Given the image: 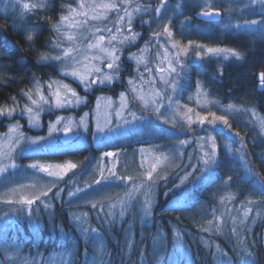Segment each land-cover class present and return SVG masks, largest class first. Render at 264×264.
Masks as SVG:
<instances>
[{"label": "rangeland", "instance_id": "374dc122", "mask_svg": "<svg viewBox=\"0 0 264 264\" xmlns=\"http://www.w3.org/2000/svg\"><path fill=\"white\" fill-rule=\"evenodd\" d=\"M49 1L0 0V12H35L45 9ZM104 4L115 7H100ZM93 6L98 19L92 18ZM217 9L225 14L218 25L195 18L196 11ZM63 16H69V21H62ZM146 16L152 32L150 44L137 45L142 34L136 23ZM54 33L47 60L59 62L58 76L36 81L11 107L0 112V207H6V213L0 214V264H75L79 246L70 243L73 240L64 229L58 234L54 228L50 241L40 247L42 214H55V202L61 203L67 186L71 187L66 195L67 207L91 208L71 212L72 222L89 244L86 264L109 262L101 229L117 240L113 226L121 229L130 218L124 230L130 247L137 215L140 227L149 231L160 189L165 196H175L169 206L179 208L183 221L201 231L200 240L214 264H236L221 240L233 241L239 264H246L248 254L256 264L255 235L262 231L264 241V170L252 159L256 153L264 165V114L254 104L249 89L229 93L218 82L227 66L243 59V54L231 46L237 36L263 48L264 2L64 0ZM133 34L136 38L132 43H121ZM100 35L105 37L102 47L116 50L118 67L108 69L107 59L93 58L102 54L88 45ZM208 48L231 50L236 55L228 51L208 53ZM125 49L132 64L127 76L122 71ZM57 56L59 60L54 59ZM97 67L101 69L99 74L94 71ZM98 75L113 79L103 84L97 80L91 86L79 79L90 82ZM116 83L121 88L116 96L95 91ZM57 98L62 104L70 103L57 107ZM92 142L104 144L107 150L72 177L69 185L63 182L77 172L74 161L28 158L86 147ZM22 156H27L24 163ZM205 160L209 161L207 165ZM68 164L76 167L69 169ZM29 200L33 202L28 204ZM146 201L150 202L147 212ZM37 202L44 211L32 207ZM22 206L37 242L28 251L24 244L16 243L20 237L30 241L24 227L12 224L22 217L16 213ZM55 242L56 249L46 254L49 244ZM152 256L156 264H194L178 228L173 230L169 255L165 235L159 233L153 238ZM140 264H150L146 247Z\"/></svg>", "mask_w": 264, "mask_h": 264}, {"label": "trees", "instance_id": "16d2710c", "mask_svg": "<svg viewBox=\"0 0 264 264\" xmlns=\"http://www.w3.org/2000/svg\"><path fill=\"white\" fill-rule=\"evenodd\" d=\"M63 5L64 0H50L45 9L35 10V12L29 13L26 10H11L10 13L0 12V112L11 107L16 100L29 91L36 81L45 82L58 76L59 62L48 61L43 58H48V56H50V51L52 50L51 43L55 40L54 26L60 20L63 13ZM146 19L147 16L142 18L144 21L139 20L136 23L138 31L142 34L141 40L137 45H139L140 42L149 43V36H152ZM29 37H31V39H29ZM231 46L243 54V59L227 66V68L223 70L221 77L222 81L218 83H220L219 85H223V90L225 89V91L229 93L241 92L244 91L245 88L249 89L254 104L264 114V90L257 89L259 83L256 79L258 72L264 71V46L260 48L257 44L250 43V41L242 35L237 36V39L232 41ZM122 67V71L126 76L130 74L129 71L132 69V64L128 61V49L124 50ZM124 74L122 76L123 78ZM120 89V84L116 83L113 86L95 89V91H100V94L103 95L116 96L118 92H120ZM70 112L75 111L72 110ZM167 142H170V140H167ZM106 150L107 148L104 147V144H95L92 142L86 147L65 148L49 152V154L30 155L28 158H41V156H43V159L46 158L53 161L57 159L74 161L78 166L77 172L69 175L63 182L69 185V180L72 177L78 175L79 171L87 167L94 157ZM26 157L27 156L21 157L22 163L25 162L24 159H26ZM252 162L260 170H264V165L258 157H256V153L253 154ZM99 185L105 186L103 184ZM70 188L71 187L68 186L66 187L64 198L61 203L55 202L56 210L54 215L42 214L41 234H39L41 241L40 247H45L46 241H50L54 228L58 234L60 229H64L73 240L70 243H77L79 246L75 264H86L88 257L85 252L89 244L85 242L83 235L72 222L71 212L79 209L90 210L91 208L67 207L65 201ZM203 195H207V192ZM172 197L175 196H165L164 190L160 189L157 205L154 209L153 223L148 232L140 227L139 216H136V221L134 222V243L131 247L128 246L124 236V230L128 223L131 222L130 218L126 219L121 229L118 226H113L112 233L117 235V240L107 231L101 229L108 247V264H140L144 247H146L149 263L156 264L152 256L153 238L159 233L165 235L169 255L173 246L174 228H178L182 232L185 242L192 252L194 264H214L211 253L201 241V231L195 228L192 223L183 221L178 207L169 206ZM37 206L44 211L40 202H37L36 205H32L33 208ZM24 207L25 206L17 208L16 213L20 214L22 217L15 222L13 221L12 224L16 227L20 225L24 227L30 241L27 243L24 237H20L16 239V243L21 245L24 244L23 247L25 251H28V249H32L37 242L35 238H33L29 222L24 216L26 212V208ZM3 213H6V207H0V214ZM96 226L100 228L98 224ZM254 238L256 242V248H254L256 264H264V241L262 231L256 234ZM221 241L226 250L235 258L236 264H239L237 249L233 241ZM56 244V242L54 244H49L46 249V254L55 250Z\"/></svg>", "mask_w": 264, "mask_h": 264}, {"label": "snow or ice", "instance_id": "6c2138e0", "mask_svg": "<svg viewBox=\"0 0 264 264\" xmlns=\"http://www.w3.org/2000/svg\"><path fill=\"white\" fill-rule=\"evenodd\" d=\"M262 2H264V0H262ZM27 7H28V5H25V8H27ZM83 7H84V5L81 4V8H83ZM100 7L104 8V9H109L110 10V9H112V8L115 7V4H104V5H101ZM92 10H93V13H94V15H93L92 18L93 19H98L99 17L95 15V6H93V9ZM73 11H75V10H73ZM80 14L87 16V13H80ZM206 15H211V13H206ZM61 19H62V21H69L70 17L69 16H63ZM120 19L123 20V17H120ZM130 23H131V17H130V14H129V24ZM252 23L255 24L256 22L255 21H252ZM69 26H73V25H69ZM165 30L167 31V29H165ZM97 31H101V30L100 29H97ZM108 31H109V33H111V29H108ZM117 31H120V29L118 28ZM129 31H131L130 28H129ZM135 38H136V36H135V34H133L130 37H126L124 41H121V43L122 44L123 43H132L135 40ZM29 39H31V37H29ZM114 39H115V37L113 36L112 37V40H114ZM104 41H105V37L103 35H100L98 37V39L96 40L95 43H90L88 45V48L89 49L95 48V49H97L99 51V53L102 54V56H97V57H93V58L94 59H101V58L107 59L108 60V63H107L106 66H107L108 69H113L114 68V65L116 67H118V61H119L120 58H119V56H117L115 54L116 53V50L113 48L111 51H108L107 49H105L104 47H102L101 45L104 43ZM109 43H111V40H109ZM224 51H228V52H230V54L236 55V53L232 52L231 50H225V49H219V48H208L207 49V52L208 53H213V54H215V53H221V52H224ZM66 55H67V53H66ZM43 59H48V58L47 57H44ZM54 59L59 60L60 57L57 56ZM73 59L75 60V58H73ZM85 59H87V56H85ZM94 71L97 74L101 73V69L98 68V67L95 68ZM71 75H74L75 76L76 73L73 72V73H71ZM79 79H80V81H81L82 84H86L87 86H91V84L97 83V80L99 81V83L103 84L106 81L107 82H111V80L113 78L110 75H103L102 77L98 75L97 76V79H93L90 82L85 81L82 78H79ZM260 79H261V82L264 83V72L260 73ZM50 87H51V85H50ZM65 87H67V86H65ZM56 95H57V97H59V94L58 93ZM73 95H75V93H73ZM121 95L123 96V94H121ZM29 99H31V97H29ZM40 99L43 100L45 104L48 103V101L43 96H41ZM32 102L34 104L36 103V101H32ZM66 103H70V101H65V104ZM65 104H62L60 102L59 98H57V101H56V106L57 107H63V106H65ZM31 111H32L31 108H28L27 109V112L31 113ZM7 114L8 115H11V112L9 111ZM116 114L119 115L118 112ZM219 119L223 120L224 118L223 117H219ZM202 122L203 121H201V123ZM224 122L227 123V121H224ZM262 126H264V122H262ZM107 155L108 156H112L113 153H107ZM204 163H205V165H207L209 163V161L208 160H205ZM33 167H37V166L36 165H33ZM66 167L69 168V169H71V168H75L76 165L75 164H68ZM2 171H3V169H0V172H2ZM44 171H47V169H44ZM249 171H251V170L249 169ZM48 174L49 175H54V173H51V172H49ZM148 175H149V179H151V173H149ZM32 202L33 201H31V200L27 201L28 204H31ZM93 206L95 207V205H93ZM149 208H150V202L146 201L145 211L147 212ZM121 215H123V212H121ZM247 215H248V213L245 212V216H247ZM87 231L88 230L85 229V232H87ZM233 231H235V229H233ZM246 264H255V261L252 259L251 254H248V259L246 261Z\"/></svg>", "mask_w": 264, "mask_h": 264}, {"label": "water", "instance_id": "95a60500", "mask_svg": "<svg viewBox=\"0 0 264 264\" xmlns=\"http://www.w3.org/2000/svg\"><path fill=\"white\" fill-rule=\"evenodd\" d=\"M206 13H211V15H206ZM221 17H222V14L220 11L219 12L212 11V12L199 13L197 15V18L199 20H202L206 23H216V22L220 21ZM260 73H262V72H260ZM260 73L257 75V81L258 82H261ZM261 89H264V83H262Z\"/></svg>", "mask_w": 264, "mask_h": 264}, {"label": "flooded vegetation", "instance_id": "af4514ba", "mask_svg": "<svg viewBox=\"0 0 264 264\" xmlns=\"http://www.w3.org/2000/svg\"><path fill=\"white\" fill-rule=\"evenodd\" d=\"M217 10H219V9H217ZM222 11V10H221Z\"/></svg>", "mask_w": 264, "mask_h": 264}]
</instances>
